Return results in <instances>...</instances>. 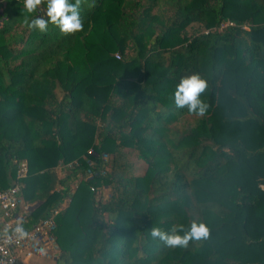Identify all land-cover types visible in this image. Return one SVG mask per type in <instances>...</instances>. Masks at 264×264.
<instances>
[{"label":"trees","instance_id":"obj_1","mask_svg":"<svg viewBox=\"0 0 264 264\" xmlns=\"http://www.w3.org/2000/svg\"><path fill=\"white\" fill-rule=\"evenodd\" d=\"M79 6L82 27L39 32L0 0V188L27 162L30 224L60 209L56 264H264V0ZM194 73L203 114L175 102ZM193 222L183 245L152 234Z\"/></svg>","mask_w":264,"mask_h":264},{"label":"built area","instance_id":"obj_2","mask_svg":"<svg viewBox=\"0 0 264 264\" xmlns=\"http://www.w3.org/2000/svg\"><path fill=\"white\" fill-rule=\"evenodd\" d=\"M120 58V55H116ZM89 153H93L91 149ZM105 161L108 156L104 155ZM89 164L93 163L88 160ZM78 162L70 163L67 166L60 165L58 168L66 170L73 168ZM28 173L27 162L21 163L17 180L13 186L3 190L0 188V264H27L35 256L55 258V241L53 232L56 224L54 217L60 209L53 211L46 219L30 224L29 215L35 209L34 203H28L21 197L23 185L21 179ZM94 173L88 170V176ZM264 189V186H262ZM91 190L101 196L102 192L91 186ZM17 223H23L28 228L27 233L15 231Z\"/></svg>","mask_w":264,"mask_h":264},{"label":"clouds","instance_id":"obj_3","mask_svg":"<svg viewBox=\"0 0 264 264\" xmlns=\"http://www.w3.org/2000/svg\"><path fill=\"white\" fill-rule=\"evenodd\" d=\"M42 0H23L24 22L29 28L39 32H46L48 24L54 23L64 30H72L83 25L79 0H46L47 16L46 20L41 16H36L37 7ZM31 17V19H30ZM206 88V81L198 74L184 77L176 86L175 102L177 107L188 106L190 112L203 114L206 108L200 93ZM15 231L17 233H27L28 228L23 223H17ZM208 228L203 223L193 222L190 231L181 236L173 228L171 232H163L158 228H153V236H159L169 245H183L190 237L199 238L206 236Z\"/></svg>","mask_w":264,"mask_h":264},{"label":"rangeland","instance_id":"obj_4","mask_svg":"<svg viewBox=\"0 0 264 264\" xmlns=\"http://www.w3.org/2000/svg\"><path fill=\"white\" fill-rule=\"evenodd\" d=\"M199 117L190 116V117H187L188 118L187 121H189L191 124H195L196 121L199 119ZM56 171L58 172V174H60V176H64L67 173L65 172V170H61L60 168H57ZM99 191L102 192L101 198L106 200L109 196V191L108 190H99ZM27 264H56V263H55L54 258L45 257L43 255H40V256H35L32 259H30Z\"/></svg>","mask_w":264,"mask_h":264}]
</instances>
